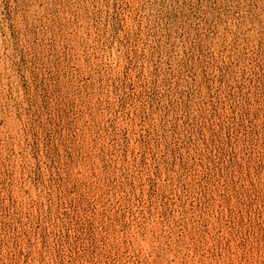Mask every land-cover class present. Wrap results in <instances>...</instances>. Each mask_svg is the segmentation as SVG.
Listing matches in <instances>:
<instances>
[{"label":"rangeland","instance_id":"1","mask_svg":"<svg viewBox=\"0 0 264 264\" xmlns=\"http://www.w3.org/2000/svg\"><path fill=\"white\" fill-rule=\"evenodd\" d=\"M0 264H264V0H0Z\"/></svg>","mask_w":264,"mask_h":264}]
</instances>
